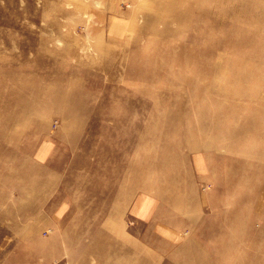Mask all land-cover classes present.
<instances>
[{"label":"rangeland","instance_id":"374dc122","mask_svg":"<svg viewBox=\"0 0 264 264\" xmlns=\"http://www.w3.org/2000/svg\"><path fill=\"white\" fill-rule=\"evenodd\" d=\"M0 264H264V0H0Z\"/></svg>","mask_w":264,"mask_h":264},{"label":"crops","instance_id":"0c3cea01","mask_svg":"<svg viewBox=\"0 0 264 264\" xmlns=\"http://www.w3.org/2000/svg\"><path fill=\"white\" fill-rule=\"evenodd\" d=\"M46 150H47V148H40L37 151V156L39 157V159H43L45 157ZM62 211H63V209L61 207H59V206L58 207L56 206L52 210V212H54V215H60Z\"/></svg>","mask_w":264,"mask_h":264},{"label":"bare ground","instance_id":"6f19581e","mask_svg":"<svg viewBox=\"0 0 264 264\" xmlns=\"http://www.w3.org/2000/svg\"><path fill=\"white\" fill-rule=\"evenodd\" d=\"M247 65H248V64H247ZM258 69H259V68H258ZM250 72H251V71H250ZM248 73H249V72H248ZM243 75H244L243 72L239 74V76H241V77H243ZM248 76H249V75H247L246 77H243V78H244V79H247ZM241 81L243 82V84H240V83H239L240 87H243L244 85L247 84L244 80H241Z\"/></svg>","mask_w":264,"mask_h":264}]
</instances>
